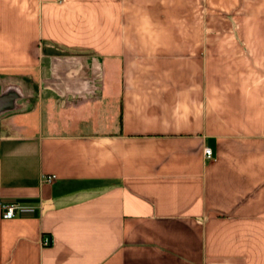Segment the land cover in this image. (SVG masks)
<instances>
[{
	"label": "crops",
	"instance_id": "1",
	"mask_svg": "<svg viewBox=\"0 0 264 264\" xmlns=\"http://www.w3.org/2000/svg\"><path fill=\"white\" fill-rule=\"evenodd\" d=\"M0 264H264V0H0Z\"/></svg>",
	"mask_w": 264,
	"mask_h": 264
},
{
	"label": "built area",
	"instance_id": "2",
	"mask_svg": "<svg viewBox=\"0 0 264 264\" xmlns=\"http://www.w3.org/2000/svg\"><path fill=\"white\" fill-rule=\"evenodd\" d=\"M204 153L207 159H211L213 157V150L210 146H206L204 149ZM56 179V175L54 174H49V175H44L43 180L44 181H53ZM18 208V204L14 202H2L1 203V215L4 218H11L16 215V211ZM52 238L49 236H44L42 239V243L44 245H49L52 243Z\"/></svg>",
	"mask_w": 264,
	"mask_h": 264
}]
</instances>
